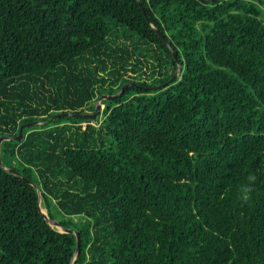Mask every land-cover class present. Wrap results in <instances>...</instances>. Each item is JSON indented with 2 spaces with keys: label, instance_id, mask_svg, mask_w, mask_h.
Masks as SVG:
<instances>
[{
  "label": "trees",
  "instance_id": "16d2710c",
  "mask_svg": "<svg viewBox=\"0 0 264 264\" xmlns=\"http://www.w3.org/2000/svg\"><path fill=\"white\" fill-rule=\"evenodd\" d=\"M140 1L0 0L2 162L75 264H264V0ZM32 183L0 264H71Z\"/></svg>",
  "mask_w": 264,
  "mask_h": 264
},
{
  "label": "water",
  "instance_id": "95a60500",
  "mask_svg": "<svg viewBox=\"0 0 264 264\" xmlns=\"http://www.w3.org/2000/svg\"><path fill=\"white\" fill-rule=\"evenodd\" d=\"M139 3L141 4V1L138 0ZM160 34V33H159ZM174 56L177 60V70L174 74V76L171 78V80L169 81L170 83L174 82L178 76L180 75V72L182 70V65L179 61V59L177 58L176 54L174 53ZM167 84H164V85H160L158 86L157 88H163L165 87ZM129 86V84L125 85L118 93L114 94V95H103L102 97H100L96 103H95V110L96 112L94 114H83V115H77V114H74V113H60V114H57L53 117L52 120H55L57 118H62V117H71V116H77V117H82V118H85V119H94V118H97L101 115V112H102V108L104 107L102 102L104 100H112L116 97H118L119 95H121L125 89ZM51 120V121H52ZM50 121H42V122H33V123H30V124H24L21 126L20 128V131H19V135L17 137H1L0 138V150H1V145H2V142L3 141H10V140H14V141H21L23 140L24 138V129L29 127V126H36V125H44L46 123H48ZM1 153V152H0ZM0 165L2 166V168L7 171L8 173H11V174H14L16 176H19L21 177L22 179L32 183L29 179H27L25 176H23L20 172H18L17 170L15 169H12V168H7L3 162H2V159H1V154H0ZM33 186H35L37 188V192H38V197H39V209L41 211V213L44 215L45 219L48 221V223L53 227V228H57L61 233H66V234H74L76 237H77V248H76V252L74 254V257H73V260L71 262V264H75V260H76V257L79 255V252H80V247H81V238H80V233L76 230H73V229H68V228H65L63 226H61V224L50 218L48 216V214L46 212L43 211V208L41 206V202H42V194H41V191L40 189L37 187V185H35L34 183H32Z\"/></svg>",
  "mask_w": 264,
  "mask_h": 264
},
{
  "label": "rangeland",
  "instance_id": "374dc122",
  "mask_svg": "<svg viewBox=\"0 0 264 264\" xmlns=\"http://www.w3.org/2000/svg\"><path fill=\"white\" fill-rule=\"evenodd\" d=\"M134 37H135V36H134ZM135 39H136V37H135ZM119 41H120V42H121V41L123 42L124 40H119ZM125 43L128 44L130 48L132 47V45H131V41H125ZM150 63H151V62H150ZM143 71H146V72H147V75L144 76V77H145V78H149V76H150L151 73H152V70L147 69V68L144 66V67H143ZM150 82L153 83V80H151ZM103 109H104V107L102 108V111H103ZM94 113H95V112H93V111H91L89 108H87V112H86V114H94ZM101 114H102V112H101ZM92 123H94V122H92ZM82 125L85 127V126H86V123H83ZM6 164H7V165H10V164H11L9 159H6ZM43 211L47 213L46 209H44V208H43Z\"/></svg>",
  "mask_w": 264,
  "mask_h": 264
},
{
  "label": "built area",
  "instance_id": "2783aa9c",
  "mask_svg": "<svg viewBox=\"0 0 264 264\" xmlns=\"http://www.w3.org/2000/svg\"><path fill=\"white\" fill-rule=\"evenodd\" d=\"M83 127H84V126H83ZM85 127H86V126H85ZM85 127H84V128H85Z\"/></svg>",
  "mask_w": 264,
  "mask_h": 264
}]
</instances>
